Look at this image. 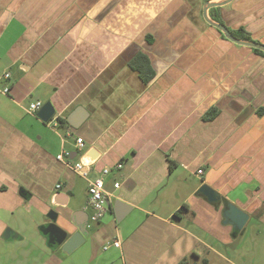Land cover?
<instances>
[{
	"label": "crops",
	"instance_id": "1",
	"mask_svg": "<svg viewBox=\"0 0 264 264\" xmlns=\"http://www.w3.org/2000/svg\"><path fill=\"white\" fill-rule=\"evenodd\" d=\"M205 3L0 0V75L10 74L0 83L8 88L0 96V264L247 263L236 240L252 227L264 236V56L213 24L264 46V0L209 9L211 24ZM147 64L153 77L145 84L138 70ZM35 102H49L56 117L40 121L28 111ZM79 108L73 128L67 119ZM212 110L216 117L204 119ZM90 149L98 158L83 178L66 163ZM76 177L86 183L85 201L76 200ZM98 178L108 211L81 247L62 255L40 227L53 209L56 224L74 233L70 217L92 215L87 186ZM204 184L248 215L237 235L223 224L221 204L196 195ZM173 186L175 206L167 199ZM116 200L131 208L120 222Z\"/></svg>",
	"mask_w": 264,
	"mask_h": 264
},
{
	"label": "water",
	"instance_id": "2",
	"mask_svg": "<svg viewBox=\"0 0 264 264\" xmlns=\"http://www.w3.org/2000/svg\"><path fill=\"white\" fill-rule=\"evenodd\" d=\"M231 0H225L222 2H206L203 8V16L204 19L210 23L207 18V12L211 8H217L220 6H224ZM211 24V23H210ZM213 26L218 29L223 36L229 41L241 45L246 46L252 49L259 50L264 53V46L254 42H244L239 41L232 36V34L221 24H213ZM36 117L42 121L43 123H48L51 119L56 117L54 113V109L52 108L49 102L45 103L41 106V108L37 111ZM79 118V119H78ZM82 118V110L77 109L72 115H70L67 119L68 124L73 128H78L80 122L79 120ZM77 121V123H76ZM76 155H74L75 157ZM98 158V152L94 149H90L87 153L83 154L79 163L84 167L92 166ZM196 195L201 196L207 203L218 206L222 205L221 215L223 218V224L230 225L233 228V235H237L246 222L248 221V215L239 209L238 207L232 205L231 203L223 200L221 196L208 185H202L196 192ZM57 197H61L66 201V195L57 194ZM66 202L61 205V207H65ZM113 212L117 222H120L124 216L130 211V207L126 204L116 200L113 203ZM46 217L49 220V223L45 226L40 227V232L47 238L48 245H53L56 247H60L62 255L68 256L74 251H76L79 247H81L85 239L89 235L88 231V214L85 211H75L72 213L70 217V223L75 228V232L69 234L67 231L60 228L57 224L58 214L51 209ZM9 232V231H7Z\"/></svg>",
	"mask_w": 264,
	"mask_h": 264
},
{
	"label": "built area",
	"instance_id": "3",
	"mask_svg": "<svg viewBox=\"0 0 264 264\" xmlns=\"http://www.w3.org/2000/svg\"><path fill=\"white\" fill-rule=\"evenodd\" d=\"M10 79L9 73H3L0 75V83L1 81H8ZM8 93V88L3 87L0 88V96L6 95ZM41 104L38 102L31 103L29 105L28 111L30 113L36 114L37 111L41 108ZM67 135L71 136L70 131L67 132ZM76 146L78 149H82L84 146V143L81 139H76ZM65 156H69V154H66ZM57 160L63 161V156L58 155ZM68 167H70L76 174L81 175V177H86V171L84 170V167L80 163H66ZM108 173L107 169H102L100 171L101 177L105 176ZM198 174H202L201 171H198ZM118 185L115 184L114 188H117ZM57 189L60 188V185L56 186ZM87 195H88V206L92 210V215L89 217L88 222H99L102 220L104 215L107 213V200H106V194L104 191V183L102 178H98L92 181H88L87 186ZM114 248H119V243L114 242L111 245ZM109 248V245H105L103 247V250L106 251Z\"/></svg>",
	"mask_w": 264,
	"mask_h": 264
},
{
	"label": "rangeland",
	"instance_id": "4",
	"mask_svg": "<svg viewBox=\"0 0 264 264\" xmlns=\"http://www.w3.org/2000/svg\"><path fill=\"white\" fill-rule=\"evenodd\" d=\"M79 161V158L74 159V163H77ZM90 168V167H89ZM88 168V169H89ZM90 175V172L87 171L86 176ZM77 185L79 186V189L77 191V199L76 200H84V193H85V185L86 183L84 182L83 178L81 177H76ZM184 183V182H183ZM200 183V180L194 181L192 184H185L186 186H182L183 190L179 191L180 194H187L188 192H191L198 184ZM176 186V185H175ZM173 186L172 190H170L168 193L170 197L167 199L169 200L170 204L175 206L178 204L180 201L179 199L177 200L174 196L173 193L177 191V188ZM181 186V184H179ZM186 196V195H185ZM184 196V197H185ZM71 206V203H70ZM87 213L90 214V210H87ZM97 227L96 223H89L88 225V230L92 231L94 228ZM251 226H248L247 229H250ZM257 230L255 227L251 228V233L252 235L249 237L243 235L240 236L235 243H241L240 247H242L241 252L245 255L246 259V264H250V259L252 258L254 261V264H264V236H257L254 231ZM226 256H230L237 260V254L234 253V251L228 249L226 250ZM2 262V261H1Z\"/></svg>",
	"mask_w": 264,
	"mask_h": 264
},
{
	"label": "trees",
	"instance_id": "5",
	"mask_svg": "<svg viewBox=\"0 0 264 264\" xmlns=\"http://www.w3.org/2000/svg\"><path fill=\"white\" fill-rule=\"evenodd\" d=\"M205 2H207V1H211V0H204ZM217 8H212V9H210V10H212V11H214V10H216ZM218 23H222V22H220V21H218ZM254 52H256L257 54H260V55H262V56H264V53L263 52H261V51H259V50H256V49H254ZM148 66V64L146 65V68H144V69H142V70H138V72H139V76H140V79L142 80V82H144L145 84H147L148 82H150L151 80H152V77H153V72H152V70L149 68V67H147ZM131 67L133 68V69H135V66H133V63H131ZM135 70H137V69H135ZM264 113V107H262L261 109H259V111H258V115H262ZM216 115H217V111L216 110H212V111H210L206 116H205V118L204 119H206V120H212L213 118H215L216 117ZM57 120V122H59L60 124H64L65 122L62 120V119H59V118H57L56 119ZM169 167H170V170H172L173 169V167L175 166L171 161H169ZM183 209H185V207H182V209H180L178 212L179 213H182L183 211Z\"/></svg>",
	"mask_w": 264,
	"mask_h": 264
},
{
	"label": "flooded vegetation",
	"instance_id": "6",
	"mask_svg": "<svg viewBox=\"0 0 264 264\" xmlns=\"http://www.w3.org/2000/svg\"><path fill=\"white\" fill-rule=\"evenodd\" d=\"M53 247H55V248H60V247H56V246H53Z\"/></svg>",
	"mask_w": 264,
	"mask_h": 264
}]
</instances>
